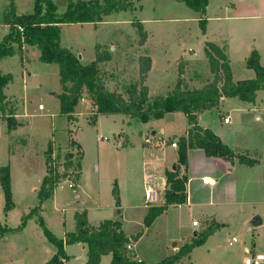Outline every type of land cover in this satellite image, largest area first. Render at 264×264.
Listing matches in <instances>:
<instances>
[{
  "label": "rangeland",
  "instance_id": "rangeland-1",
  "mask_svg": "<svg viewBox=\"0 0 264 264\" xmlns=\"http://www.w3.org/2000/svg\"><path fill=\"white\" fill-rule=\"evenodd\" d=\"M53 1L57 7V13L62 15L70 3L80 0ZM209 1L211 2L210 12L218 13V7L216 6L223 0ZM8 2L9 0H0V40L8 32L7 27L3 25L4 9ZM140 3L141 5L136 6L134 10L110 12L96 24L91 22L65 23L61 29V45L78 52V56L81 55V61H79L83 62L82 64L94 59L96 44H101L109 50L111 53L110 59L101 64V70L108 74L105 84L109 90L120 92L126 98L129 94H132L130 91L133 86H137L136 91L139 88V76L135 66L138 54L146 53L153 57L154 72L149 78V87L153 93L156 92L158 83L168 84L171 79L176 77L177 59L182 48L195 49L198 54L197 59H200L202 55V33L198 24V19L202 17L200 12L198 14L191 7H187L183 0H142ZM14 4L18 13L33 12L34 0H14ZM172 17L178 19L173 20ZM182 18L186 19L182 20ZM136 20H146V29L154 34L145 48H142L139 44L140 35L137 26L133 24ZM223 22L226 26L235 23V21L218 22L212 18L209 21L210 29L216 32L217 26ZM252 22L264 25V19ZM241 37L246 44L249 36ZM257 39L262 41V35H259ZM235 43L237 48L233 46ZM230 49L232 50L228 51V57L234 75L237 78L245 77L246 74H249L247 71H250L246 65V60L251 53L246 56L244 44L237 38L233 41V44L231 42ZM2 58L4 60L1 62V69L4 73L12 76L3 92L6 91L9 99L20 104V113L23 115H21L20 120L18 119L19 123L10 122L9 118H11V115L14 117L13 114L16 113L14 102H11L10 105L7 102L3 115L0 111V165L9 164V168H12L11 189L14 198L11 207L5 210V199L0 186V264H30L29 261L31 260L38 262L33 258L34 252L31 253V251L34 247L33 242L38 241L36 239L37 229L42 230L38 215L33 213L28 216L29 212L39 204L37 193L32 189V186L36 185L38 177L46 171L45 149L48 141L55 140L57 145L64 147L68 144V133L72 134L67 129L77 128L76 138H79L81 144L84 143L86 147L85 166L90 172H92L91 167L97 159L96 147H100L99 175L102 187L100 198L102 203L106 205V214H111L114 209L111 202L113 184L109 182H113V180H107V174L112 173L117 177L121 175L120 162L122 156L113 154L111 147L118 141L117 127L119 119L116 118H119V116L103 115L97 127L95 124L90 123L89 119L94 116L92 112H94L95 105L92 102L91 95L84 89L79 98L80 102L77 103V109H75L77 118L71 126L67 117L60 113L58 97L49 94V90L60 88L58 69L55 64L38 60L29 62L30 64L23 68L17 53ZM180 64L183 68L182 61ZM180 64L178 69H180ZM198 66L201 67V64ZM27 73L30 75H27ZM162 74L164 77L161 80ZM39 83H42L41 89L37 85ZM228 102V108L231 107L234 110L232 114L235 122L229 125L220 124L228 135L225 139L229 142L234 140L230 132L235 128V131H237V138H235L238 144L240 146L245 145L250 149L243 151L250 154L251 149L254 147H262V154L259 157L264 158V138L263 134L258 133L259 128L262 130L263 127L258 121H253L254 113H252V110H248V106H241L245 102L240 101L237 97L230 99ZM39 104L43 105V110L38 109ZM151 119L155 120L157 118ZM211 121L216 122L213 118H211ZM177 122L181 124L179 119H177ZM248 123L256 127H251V130L248 131V128H250ZM139 124H142V122L134 120L127 131L136 144H139L143 138V134L141 135L138 132L139 129H137ZM149 125L157 128V125L152 123ZM140 129L143 133L149 132L151 134L146 125H143ZM171 129L175 130V128ZM97 136L101 137V141L96 139ZM72 150L76 155L75 161L76 158H80V150L76 146ZM138 155L137 150V158ZM65 157L62 162H58V165L67 162ZM128 159L134 162V152L128 155ZM111 166L113 167L111 168ZM76 172L77 170L70 169L69 179L74 183L78 179ZM139 174L140 168L138 165L135 168V175L139 177ZM62 179L65 178H61L59 183ZM240 180L243 183L239 184L237 201H233L232 205H226L219 209L221 225L211 239L210 246L206 249L199 246L195 248V251L192 250L190 259L192 264H244L248 253L245 252V248H248L250 252L264 254V164L261 168L258 167L256 171H242ZM58 190L60 198L70 197V189L67 185ZM141 210L143 211V209ZM204 210L208 211L209 208L206 206ZM129 214L130 210H127V219H129ZM192 215V212L190 213L184 208L177 210L171 208L159 219L157 218L158 221L154 227L144 235L138 244L145 259L153 260L152 263H155L160 256L166 257L173 253L171 247L174 240L178 239L180 241L182 238L189 237L188 241L187 239L181 241L180 246L189 242L194 237L192 233L190 235L187 226ZM255 215L262 219L257 225L251 223V219ZM131 219L133 224H130L129 221L127 223L128 226L136 229L134 231L144 227L143 224L137 226L136 223L139 220V211ZM222 225L224 226L222 227ZM203 227L204 225H202ZM232 237H235L236 241L229 244ZM205 251L208 253H205Z\"/></svg>",
  "mask_w": 264,
  "mask_h": 264
},
{
  "label": "crops",
  "instance_id": "crops-1",
  "mask_svg": "<svg viewBox=\"0 0 264 264\" xmlns=\"http://www.w3.org/2000/svg\"><path fill=\"white\" fill-rule=\"evenodd\" d=\"M140 1L142 0L133 1L132 6L129 9L134 10L136 6L141 5ZM210 4L211 2L207 0L205 13L202 14L206 18V31L204 34L203 33L201 34L202 35L201 37L202 55L200 56L201 58L197 59L198 54L195 49L182 48L181 54H179V57L177 59L178 63L176 68V77L171 79V81H169L168 84H165L164 82L158 83V88L155 93L151 92L149 87V78L154 72L153 57L146 53L138 54V56L147 55L151 59V66L147 73L146 81L144 82V84L148 88V93L150 96H156L162 94L164 96H167L170 93V91L173 89L175 84L178 82V80H182L190 89H199L204 84L212 81L213 74L209 69V62L204 52L205 41H211L223 49L224 53L229 59V65L232 72V79L234 81L253 78L255 76V72L251 68H248V70L250 71H247L249 72V74H246L245 77L237 78L234 75L231 61L230 58L228 57V51L232 50L230 49L231 42L233 44V41L236 38L237 40L243 42L246 52L245 54H247L246 56H248L253 50L257 51L259 62L262 66H264V25L261 24L258 25L252 22L258 19L259 20L264 19V0H223L221 3H219L216 6L218 7V13L210 12L211 11ZM187 7L189 6L187 5ZM16 13L18 12L16 11ZM212 18L218 22L235 21V23H231L230 25L226 26V24L223 22L217 26L216 32H214L212 29H210L209 26V21H211ZM171 19L177 20L178 18L172 17ZM184 19L186 18H182V20ZM141 24L143 25L144 30L147 31L148 33V35L146 36V41L144 42V44L140 45L142 48H145L148 45L147 43L154 36V34L146 29L145 26L147 24L146 20L141 21ZM3 25L7 27L9 32L8 26L5 25L4 23ZM62 25L63 24L60 25L61 29H62ZM258 32L259 35H262L263 37L262 41L257 39L259 37ZM241 36H245V37L249 36L248 38L249 40L247 41L246 44ZM233 46L234 48H237L236 43ZM72 51L81 61V55L78 56V52H76L75 50ZM17 55L19 56L18 53ZM138 56H136L135 66L137 72L139 73ZM38 58H39V51L35 47L26 46L25 54H24V62L22 63V61L21 60L20 61L22 63L23 68H25L24 66L30 64L29 62L38 61L39 60ZM3 60H4L3 58L0 59V71L2 74H6L1 69V62ZM181 61L183 62L184 66L180 71V69L178 68ZM51 64H55V63H51ZM199 64H201V67L198 66ZM55 65L57 66V64ZM27 75L30 74L27 73ZM163 77L164 75L162 74L161 80L163 79ZM37 85L41 89L42 83H39ZM6 86H8V84ZM61 91H62V85L60 83V88L49 90V94L53 95V93H61ZM4 93L6 95V102H8V105H10L11 102H14L15 104L16 113L13 114L15 118L14 120L16 123H19L21 115H23L20 113V104L16 101L9 99V95L8 93H6V91ZM232 98L235 97H221L218 107H214L212 109L204 110L200 112L198 114V123L204 128L211 129L215 134H217L220 137V139L226 145H228L236 153L248 155L251 158L257 159L258 162L253 166H247L245 164L239 163L238 158L236 157L231 162L223 159L222 157H208L204 154V151L201 148L188 149L187 164L184 166H180V173L185 174L187 177L186 203L168 206V208L162 214L157 216L149 226L142 227L137 231H134L136 230L134 227L128 226L127 223L128 221L130 222V224H133L131 217L136 215L137 212L139 211V220H138L139 223L138 221L136 223L137 226H140L143 224V219L148 211L149 206L159 205L164 202V191L166 189V179L164 173L166 170L175 169L177 163V147L172 146L171 144L172 142L177 143V137L184 135L188 128L187 119L184 113L182 111H170L165 113L162 118H158L155 120L150 119L146 123L142 122V124H139V127L137 128L139 129L138 132L141 135L143 134L142 135L143 138L140 140L139 144H136L133 141V139L130 138L129 133L127 132L132 122L138 119L131 118L128 115H124V114L107 115L110 117L119 116V118H116L119 119L118 120L119 124L117 127L118 141L114 143V145L111 147L113 154L122 156V160L120 162L121 175L117 177L112 173L107 174L108 175L107 180L109 181L113 180V182H109V183L113 184L112 186L113 189L116 188L118 193L117 195L119 198V205H116L114 194L111 195V202L114 205V209L112 210L111 214H106L107 212L106 210L107 208L105 207L106 205L102 203L100 198L102 194L101 178L99 175L100 147L98 146L96 147L97 159L95 160L93 166L91 167L92 172H90L85 166L86 158H87L86 147L84 143L81 144L79 138H76L77 128L73 129L72 127V129H67L72 134L70 135V133H68V144L64 147L57 145L55 140H49L47 143V147L45 149L46 171L43 174H41L40 177H38L36 185L32 186V189L35 190L36 193L41 185L43 177L47 175L48 164L46 159V150L50 142L52 144V157L55 159L57 158L58 160V161L56 160L57 162L59 163L62 162L66 154H69V156L72 159H74L76 156L74 155V151L72 150L74 146H76L77 149L79 148L81 152V162H80V169L78 170L79 175L77 181H75L74 183L69 178L62 179V181L55 188L52 196H50L48 199L44 200L40 204L39 215L42 217L46 227L54 234V236H56L59 239H64L66 233L73 232L75 230V219H74L75 212L83 209H85L87 212V220L89 224L94 226L98 225L101 221L105 219L117 220L120 222L121 229L126 236H132L136 234L138 231L143 230V233L138 240L136 241L132 239L130 240L131 247L130 249L127 250V252L132 259L142 260L146 263L153 264L152 263L153 260L150 261L148 259H145L142 251L139 249L138 244L140 240L144 237V235L148 231H150L151 228L154 227L155 223L158 221L157 218L159 219V217L163 216L164 213H167L171 208H173V210L184 208L188 210V212L190 213L192 212L193 215L191 216V219L187 225L190 231V235L192 233L193 236H195L199 231L203 230L206 227V223L209 222L210 220H215L220 226L221 221L219 220V209L226 205H232L233 201L234 202L237 201L238 187L240 183H243L240 180L241 172L242 171L247 172L253 170L256 171L258 167L261 168V166H263L264 164V158L259 157L262 154L263 148L254 147L253 149H251L250 154H246L248 152L246 151L245 153V151L243 150H250V149L247 148L245 145L240 146L238 144V141H236L237 131H235V128L234 130H232V132H230L234 140L232 142H229L225 139V137H228V135L222 129L220 124L229 125L230 123L233 124L235 122L233 121L235 120V118L233 117L232 114L234 110L231 107L228 108L229 107L228 101ZM243 102H245V104L241 106L244 105L248 106V110H252V113H254L253 121H258L263 127L262 130L259 128L258 133L263 134V138H264V117H263L264 90H258L256 92V98L254 102L252 103L246 101ZM78 104L76 105L75 109H77ZM59 107H60V102H59ZM38 109L43 110L44 109L43 105L39 104ZM76 113L77 112L74 111L75 118H77L75 115ZM102 116L103 115H98L96 121L93 123L95 124L96 127L99 125ZM224 116L229 117L230 120L228 123L223 122ZM211 118L215 119L216 122L213 123L211 121ZM177 119L180 120L181 124L177 122ZM153 121L156 122L154 123ZM69 122L72 126L73 121L69 120ZM151 123L157 125V128L156 127L154 128L153 125L152 126L149 125ZM248 124L250 125L248 131L249 129L251 130V127L252 128L256 127L251 125L250 123ZM143 125H146L149 128L151 134H149V132L143 133V131L140 129ZM171 128H175V130ZM147 136L151 138V141L149 143L144 142V138ZM173 136L175 137L172 139V142L168 143L167 140L170 137L172 138ZM70 139L74 141L73 145L70 144ZM96 139L98 141H101L100 136H97ZM146 144L147 146H145ZM137 150L139 152L138 158H137ZM132 152H134L135 154V160H134L135 163L132 160L128 159V155L132 154ZM5 165L9 166V164H5ZM5 165H0V167ZM138 165L140 168L139 177L135 175V168ZM112 167L113 166H111V168ZM9 170H10V187H11L12 168L11 169L9 168ZM256 180L258 181L259 179ZM247 181L249 182V180ZM64 185H67V187L70 189L69 190L70 197H67L66 199L60 198L59 196L60 193L58 190L60 188H63ZM149 186H152L158 190L159 198L155 204L145 203L144 194L146 188ZM113 189L111 188V191ZM11 197L13 203L14 198H13L12 189H11ZM206 206L209 208L208 211L204 210ZM141 209H143V211ZM127 210H130L129 219L126 218ZM53 215H55L54 218H52ZM193 220H196L198 222V225L193 226L192 225ZM202 225H204L203 228ZM223 226L224 225H222V227ZM37 233L38 234L36 239L38 241L35 240V242H33L34 247L31 253L34 252L33 258L38 260V262L31 260L29 261V263L48 264V262L56 253L57 248L53 243L47 240L41 229L39 230L37 229ZM215 234L216 231L213 234L209 235L206 241L199 246H202V249L203 248L206 249L208 246H210V241ZM188 238L189 237H186L187 241L189 240ZM184 239L185 238H182V240L180 241H178V239L174 240L173 242L175 246L173 245L172 242V247H171L172 252L177 251L180 244L182 243L181 241H183ZM199 246L194 247L192 250L195 251L196 250L195 248ZM246 249L248 248H245V250ZM63 251H64V255H58L57 263L86 264L87 244L85 242L64 243ZM191 252L188 257L186 256L181 259L180 264H184V263L192 264L190 261ZM208 252L205 251V253ZM163 257L160 256L157 262L160 261V259H162ZM99 264H111V254L102 255Z\"/></svg>",
  "mask_w": 264,
  "mask_h": 264
},
{
  "label": "trees",
  "instance_id": "trees-1",
  "mask_svg": "<svg viewBox=\"0 0 264 264\" xmlns=\"http://www.w3.org/2000/svg\"><path fill=\"white\" fill-rule=\"evenodd\" d=\"M133 1L135 0H80L70 3L65 13L60 15L57 13V7L53 0H34L33 12L20 14L16 13L14 0H9L3 14V23L8 26L9 32L0 40V59L18 53L23 63L25 47L31 46L39 51L38 59L40 61L57 64L62 91L53 94L59 99L60 113L70 121L75 120V106L84 89L91 95L95 105L94 112H92L94 116L89 119L92 124L98 115L124 114L141 122H146L151 118H162L165 113L170 111H182L184 113L188 128L184 135L177 137L176 168L166 170L164 173L166 179L164 202L149 206L143 219L144 227H147L168 206L186 203L187 177L180 173V166L187 164L188 149L201 148L208 157H222L231 162L236 157L239 163L247 166H253L258 162L257 159L248 155L236 153L211 129L202 127L198 123V114L204 110L218 107L221 97H237L241 101L254 102L256 92L264 90V66L259 62L257 51L253 50L246 60V65L254 70L255 76L234 81L229 59L223 49L211 41H205L204 52L213 79L201 88L190 89L182 80H178L167 96L151 97L147 86L144 84L151 66V59L149 56L142 55L138 58V91L135 90L137 86H133L130 91L132 94H129L127 98L120 92L111 91L105 84L108 74L101 70V64L111 57L109 50L101 44H96L94 59L87 64H82L71 48L61 45L60 25L87 22L96 24L110 12L129 9ZM183 1L195 11L200 12L201 15L205 13L207 0ZM133 24L137 26L140 35L139 44L142 45L146 41V31L143 29L141 21L136 20ZM198 24L201 33L204 34L206 31L205 16L202 15L198 19ZM181 69L180 64V71ZM11 79L10 74H2L0 71V111L2 115L7 105L3 90ZM12 117L11 115L9 120L11 123H15L14 117ZM174 137H170L167 140L168 143H171ZM70 144H74L72 139H70ZM79 156L80 158H76L74 161L67 154L65 157L67 162L58 165V162L52 157L51 142L46 150V159L49 162L47 175L43 177L37 191L39 204L29 212L28 216L33 213L38 215L43 234L57 248L48 264L57 263L58 255H64V243L74 242L87 244L86 264H99L100 258L104 254H111V264H149L142 260L132 259L126 249V244L130 243L131 239L138 240L143 230L132 236H126L117 220L105 219L94 226L89 224L87 212L83 209L75 212V230L66 233L64 239L57 238L46 227L39 215L40 204L52 196L61 178L70 177L71 168L73 171L77 170V176L79 175L81 152ZM0 186L5 199L4 208L8 210L12 205L8 165L0 167ZM113 194L116 205H119L116 188L113 189ZM218 227L219 224L215 220H210L206 223V227L189 242L182 244L177 251L153 264H180L183 257H188L192 249L203 244Z\"/></svg>",
  "mask_w": 264,
  "mask_h": 264
},
{
  "label": "built area",
  "instance_id": "built-area-1",
  "mask_svg": "<svg viewBox=\"0 0 264 264\" xmlns=\"http://www.w3.org/2000/svg\"><path fill=\"white\" fill-rule=\"evenodd\" d=\"M229 120L230 119L228 116H224V118H223L224 123H228ZM150 141H151L150 137L147 136L144 138V142L149 143ZM171 145L177 147L176 142H172ZM144 197H145V203L146 204H155L159 198L158 190L152 186H149L145 190ZM192 225L196 226V225H198V222L196 220H193ZM235 241H236V238L232 237L231 241H229V244H232ZM130 247H131L130 243L126 244L127 250L130 249ZM245 252H248V253L245 257L244 264H263L264 254L257 253V252H250L249 249H246ZM56 264H61V263H56Z\"/></svg>",
  "mask_w": 264,
  "mask_h": 264
},
{
  "label": "water",
  "instance_id": "water-1",
  "mask_svg": "<svg viewBox=\"0 0 264 264\" xmlns=\"http://www.w3.org/2000/svg\"><path fill=\"white\" fill-rule=\"evenodd\" d=\"M260 222H261V219H260V217H259L258 215L253 216V218L251 219V223H252L253 225H257V224H259Z\"/></svg>",
  "mask_w": 264,
  "mask_h": 264
}]
</instances>
